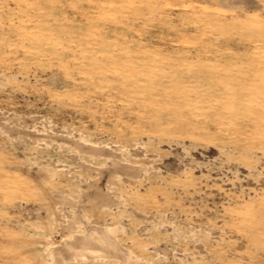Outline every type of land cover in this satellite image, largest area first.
<instances>
[{"label": "rangeland", "instance_id": "374dc122", "mask_svg": "<svg viewBox=\"0 0 264 264\" xmlns=\"http://www.w3.org/2000/svg\"><path fill=\"white\" fill-rule=\"evenodd\" d=\"M0 264H264V0H0Z\"/></svg>", "mask_w": 264, "mask_h": 264}]
</instances>
